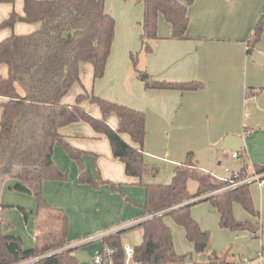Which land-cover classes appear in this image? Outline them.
Wrapping results in <instances>:
<instances>
[{"label":"crops","instance_id":"0c3cea01","mask_svg":"<svg viewBox=\"0 0 264 264\" xmlns=\"http://www.w3.org/2000/svg\"><path fill=\"white\" fill-rule=\"evenodd\" d=\"M177 1L187 5L186 0ZM23 2L24 0H15L13 4H0V24L12 12L23 16ZM138 4L135 19L134 0H114L117 8L128 5L131 7V13L123 16L128 30L124 33L125 40L122 43L113 42L102 79L93 80L90 64L80 65V82L83 88L109 102L144 113L143 155L149 166L160 164L172 168L182 163L187 154L191 153L201 171L219 180L230 177L226 168L230 172L248 173L254 166L263 167L264 62L257 63L252 55L247 54V42L264 11V0H193L187 5L189 23L184 40L171 39L169 24L159 16L158 39L152 43V52L140 57L139 66L156 81L198 82L202 85L196 91L184 92L147 90L136 78L130 54L135 53L133 51L138 50L139 45V50L141 49L143 4ZM38 27L37 24L17 22L11 29L0 30V41L11 35H27ZM133 29L136 30L135 33H132ZM256 50L264 56V29ZM0 74L6 77V67H0ZM80 93L81 86L74 84L61 102L73 104ZM3 101L5 99L0 97V103ZM81 107L91 116L101 117L97 106L83 102ZM107 124L116 129V118L109 117ZM60 133L71 147L83 152L82 164L90 171L93 181L96 183L99 178L102 181L97 183V188L79 184L77 163L68 157L59 143L54 144L53 161L67 180L44 181L41 192L52 209L65 214L68 245L89 236L135 224L144 218V187L138 179L126 176L124 165L113 158L107 139L96 134L85 123L69 125L62 128ZM227 136L235 140L228 145L229 149L225 145ZM122 138L131 144L127 135H122ZM132 145L136 147L135 144ZM234 146L239 148L231 149ZM233 152L239 153V157L232 159ZM151 178L145 176L142 181L144 184H151ZM7 181L4 180L0 190V209L3 204L10 208H23L27 212L28 220L23 221L30 227L32 245L28 248H32L35 239L41 235L36 227L35 201L32 200L30 208L14 206L12 202L15 191L10 189L9 183V189L5 186ZM249 190L259 218L251 217L241 208L243 214L239 204H233V216L240 221L259 224L260 231L257 237L246 231L231 234L223 232L229 240L222 246L215 248L209 243L211 248L221 250L228 241L235 242V250L224 253L225 263L255 258L264 247V186L253 184L249 186ZM209 205L208 202H200L190 209L191 217L204 231H214L218 220L216 209ZM169 218H165L164 222L170 229L175 253L181 255L174 247ZM14 232L13 225V229L5 233L14 235ZM132 233H135L137 244L142 242V229L135 227L122 234L123 244ZM208 247L203 254L206 262L199 264H208L210 255L214 253L212 249L207 250ZM100 248L98 240L80 247L76 256L78 253L95 255L100 252ZM224 254L216 255L221 257ZM84 262L87 261L80 264H85Z\"/></svg>","mask_w":264,"mask_h":264},{"label":"trees","instance_id":"16d2710c","mask_svg":"<svg viewBox=\"0 0 264 264\" xmlns=\"http://www.w3.org/2000/svg\"><path fill=\"white\" fill-rule=\"evenodd\" d=\"M15 0H0V4H13ZM190 5L193 0H186ZM143 4L140 36L141 49L130 54L131 66L147 90L196 91L198 82L173 83L154 80L140 68V54L152 52V43L158 39V18L169 24L170 38L186 39L188 28L187 5L177 0H139ZM23 16L14 12L1 22V29H11L15 23L37 24L39 27L27 35H11L0 41V182L8 180L10 189L31 195L35 201L36 227L41 235L32 248L24 249L22 239L6 233L13 225L5 218L9 207L0 209V264H21L37 256L47 255L30 264H80L76 253L79 248H67V218L62 211L52 209L42 197L44 181H65L53 161V146L59 143L68 157L79 167V184L97 188L89 170L85 169L83 152L64 141L60 130L75 123H85L110 146L114 159L124 165L126 176L136 178L145 190V212L142 222L134 227L103 236L101 264H124L125 256L121 236L135 227L142 229V242L132 248L136 264H182L188 255H177L171 232L164 219L184 230L185 239L196 254L203 253L210 243V233L201 230L191 217L190 209L200 202H208L218 213V225L231 232L246 231L257 237L260 225L250 221H237L233 204L253 218H259L251 198L249 186L244 184L225 190L227 181L219 180L201 171L191 153L175 166L169 184H144L143 178L154 177L156 169L144 161L145 115L132 108L109 102L88 93L80 82V65L88 63L93 69V80L103 78L114 38V19L105 11L104 0H24ZM264 29V11L254 26L247 42V54L257 49ZM74 84L82 88L73 104H63ZM83 102L98 107L101 117L95 118L81 107ZM114 116L117 128L112 129L107 119ZM122 135L131 141L127 143ZM132 144H135L134 147ZM260 173L263 167L254 166ZM242 175L246 174L241 172ZM196 184L195 193L188 192L187 184ZM9 185V186H10ZM114 188V185H111ZM5 188V187H4ZM8 188V186H7ZM9 189V188H8ZM27 222L28 214L18 209ZM4 227V228H3ZM6 232V233H5ZM264 248V247H263ZM110 249L111 254H106ZM208 264H225V254L212 253Z\"/></svg>","mask_w":264,"mask_h":264},{"label":"rangeland","instance_id":"374dc122","mask_svg":"<svg viewBox=\"0 0 264 264\" xmlns=\"http://www.w3.org/2000/svg\"><path fill=\"white\" fill-rule=\"evenodd\" d=\"M139 0H134V7L136 9V12L134 13V18H137V14L139 10ZM104 9L106 12H108V14L114 19L115 22V28H114V38H113V42L116 41L122 43L125 40V34L126 31V27H125V20H124V15L126 13H131V7L128 6H123L121 8H117V6H114V0H104ZM134 28V27H132ZM136 30H132V33H135ZM133 37V36H132ZM131 37V38H132ZM112 42V44H113ZM140 48V45L138 47V50ZM138 50L133 51V52H139ZM140 57L142 56V54L139 55ZM141 60V58H140ZM139 60V63H140ZM140 65V64H139ZM138 65V66H139ZM158 163V162H156ZM151 167L155 168L157 170V174L151 178V180L153 181L154 184H161V185H166L169 184L171 179H172V175H173V170L175 167H169V166H161L160 164L157 165H151ZM247 174V173H246ZM4 181L0 182V190L2 187ZM257 186V185H256ZM187 188H188V192L193 194L196 191V184L193 181H189L187 184ZM3 190V189H2ZM13 192V191H12ZM13 194L15 195V199L13 200V204L14 206H22L24 208H30L31 204H32V200L33 197L29 196V195H23V194H18L17 192H13ZM210 206V205H209ZM196 207V206H195ZM241 212L244 214L243 210L241 209V207H239ZM5 218L6 220L10 223H13L14 225V235L19 236L22 240L23 243V247L24 248H28L31 247L32 245V238L30 236V227L28 225H26L22 219L21 214L19 213L18 209L16 207L13 208H7L5 210ZM200 215H203V212H200ZM237 220V219H236ZM240 221V220H237ZM213 222V219H212ZM241 222H245V221H241ZM168 223L172 224V235H173V240H174V247L175 250L181 254V255H188L187 257H189L193 262L195 263H205L206 262V257L205 252L204 253H200V254H196L194 252V250L192 249L191 245L189 244V242L185 239V235H184V231L181 227L177 226L176 224L173 223L172 219H168ZM30 225V224H29ZM215 227L216 229L214 231L207 229L206 231H208L210 233V244L214 245L215 248H219L220 246L223 245V243L227 240H229L228 236L224 235L223 232H227V234H231V231L226 230V229H221L218 225V220L215 223ZM4 228V227H3ZM137 238L135 237V233H132L131 235H129V238H127L124 242L123 245H128L131 248H133L134 246L138 245L137 244ZM209 244V247L207 250L212 249L214 251L215 254L218 255V253L224 254L227 253L228 251H233L235 250V242L233 240L228 241L224 247L221 250H217L215 248H211V245ZM96 255V254H95ZM94 254H87L89 261L84 262L85 264H93V259L95 257ZM178 255V254H177ZM180 255V256H181Z\"/></svg>","mask_w":264,"mask_h":264},{"label":"built area","instance_id":"2783aa9c","mask_svg":"<svg viewBox=\"0 0 264 264\" xmlns=\"http://www.w3.org/2000/svg\"><path fill=\"white\" fill-rule=\"evenodd\" d=\"M237 157H239V153L233 152L231 154L232 159H236ZM225 171L228 172L230 175V177L228 179L223 180V181H227V186L225 187V190H233L236 187H239V186L244 185V184H250V185L254 184V185H257L258 187L264 186V171L258 173L254 168H252L247 174H244V175H242L241 172H230V170L228 168H226ZM144 219H146V217L140 219L135 224H131L129 226H124L122 228L115 229V230L108 232V233L86 237L82 240H79L75 244L68 245L67 248H80L84 245H87V244H90V243H93L95 241L100 240L103 236H105L109 233L119 231V230H124V229H127L129 227H134L137 224H139L140 222H142ZM123 250H124V256H125L124 264H136L132 260V248L128 245H123ZM104 251L106 254L112 253V251L110 249H105ZM51 254L52 253H48L47 255L37 256L35 258H30V259L22 262L21 264H30V263H33V262L41 259L42 257L49 256ZM101 262H102V258L100 256V252H97L94 259H93V264H101ZM262 262H264V248H262L261 250L258 251L255 258L244 259V260H240L238 262L225 263V264H262ZM182 264H198V263H195L189 257H186L183 260Z\"/></svg>","mask_w":264,"mask_h":264},{"label":"water","instance_id":"95a60500","mask_svg":"<svg viewBox=\"0 0 264 264\" xmlns=\"http://www.w3.org/2000/svg\"><path fill=\"white\" fill-rule=\"evenodd\" d=\"M252 58L257 62V63H260L262 64L264 62V56L257 50L253 51L252 53ZM231 141H234L233 138L231 136H227L225 138V145H226V148L229 149L228 145L231 143ZM236 148H239V147H231V149H236ZM77 260L79 263L83 262V261H88L89 259L87 258V256L83 253H78L77 254Z\"/></svg>","mask_w":264,"mask_h":264}]
</instances>
